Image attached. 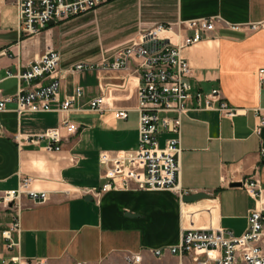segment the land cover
I'll return each mask as SVG.
<instances>
[{
    "label": "crops",
    "instance_id": "crops-1",
    "mask_svg": "<svg viewBox=\"0 0 264 264\" xmlns=\"http://www.w3.org/2000/svg\"><path fill=\"white\" fill-rule=\"evenodd\" d=\"M132 7L137 27L115 44L157 22L220 17L212 30L181 50L190 65L192 92L217 87L239 108L232 117L200 108L181 117L180 185L187 193L205 191L208 196L184 201L172 190L137 188L134 182L130 188L96 196L105 180L100 153L137 145V96L128 81L138 83L139 74L132 68L72 70L81 58L72 57L71 45L62 44L60 35L51 36L57 25L20 38L14 0H0L4 94H15L20 84L29 88L51 81L38 77L28 83L8 76V71L28 69L48 46L62 53L61 87L53 104L62 103L76 86L83 89L67 110L19 113L15 102L0 110V189L15 188L22 176L29 175L32 189L50 194L45 201L22 195L21 230L13 233L19 245L13 248L2 233L10 227L14 211L0 204V252L5 257L21 253L46 258L49 264H126L127 254L139 252L143 264H177L176 256L165 251L157 257L151 249L176 243L182 226L211 223L235 235L244 231L255 201L242 185L231 182L254 175L264 187V126L259 134L254 130V108L264 107V0H134ZM101 93L109 97L110 106L92 108L90 100ZM118 107L128 109L127 117L114 115ZM64 117L78 128L62 129V149H47V138L25 139L59 126ZM169 135L164 130L157 133L160 146Z\"/></svg>",
    "mask_w": 264,
    "mask_h": 264
},
{
    "label": "built area",
    "instance_id": "built-area-1",
    "mask_svg": "<svg viewBox=\"0 0 264 264\" xmlns=\"http://www.w3.org/2000/svg\"><path fill=\"white\" fill-rule=\"evenodd\" d=\"M109 1L111 0H14L19 16L18 35L22 38L40 33L50 22L91 11ZM219 18L202 16L178 19L175 23L157 22L144 26L139 29L136 37L118 46L110 56H102L94 61L79 60L72 65V70L132 68L140 78L136 84L127 80L137 96V145L114 153H100L99 160L105 166V180L96 189V196L102 191L130 188L131 182L137 188L169 189L180 198L188 192L181 187L179 180L182 115L192 108L214 109L228 117L239 112V108L230 104L217 87L192 92V84L188 80L190 65L181 52L183 47L195 43L212 30ZM5 53L4 49L0 50V57ZM61 61L60 49L48 46L25 71H8V76H16L20 82L25 80L30 83L38 77L52 79L46 84L39 82L29 88L20 84L15 94H4L0 85V110L8 102H15L19 113L25 110L69 109L83 89L76 86L73 94L67 96L62 103L53 104V101H58L57 95L61 87V76L58 75ZM1 80L0 77V82ZM108 98L105 93L98 94L90 100V105L97 110L106 109L110 106L107 105ZM254 112L257 115L254 130L259 134L264 126V107H255ZM114 115L125 118L128 109L114 108ZM63 128L67 132H74L78 125L64 117L59 126L25 139L37 141L47 138V149L60 150ZM162 130L171 135L160 146L157 133ZM20 138L18 136L19 142ZM261 154L264 156V148L261 149ZM31 181L32 177L25 175L21 177L17 187L0 189V204L14 211L10 227L2 233L9 248L19 245L13 233L21 230L22 195L26 193L39 201L47 200L50 195L48 191L32 189ZM240 182L255 201L247 212L246 227L241 234L235 235L231 230L211 223L207 226H182L176 243L152 248L151 253L161 257L167 251L177 257V264H264V187L254 175L245 176ZM142 260L139 252L126 255V264H143ZM0 264H49V261L21 253L5 257L0 252Z\"/></svg>",
    "mask_w": 264,
    "mask_h": 264
},
{
    "label": "rangeland",
    "instance_id": "rangeland-1",
    "mask_svg": "<svg viewBox=\"0 0 264 264\" xmlns=\"http://www.w3.org/2000/svg\"><path fill=\"white\" fill-rule=\"evenodd\" d=\"M133 1L111 0L91 11L50 22L45 29L57 25L50 34L60 35L62 44L71 45L73 58L98 60L110 56L124 44L115 43L137 27V19L132 15Z\"/></svg>",
    "mask_w": 264,
    "mask_h": 264
},
{
    "label": "water",
    "instance_id": "water-1",
    "mask_svg": "<svg viewBox=\"0 0 264 264\" xmlns=\"http://www.w3.org/2000/svg\"><path fill=\"white\" fill-rule=\"evenodd\" d=\"M231 185H242V184L241 182H231ZM206 196H208V193H206L205 191H194V192L185 193L182 196V199L184 201H193Z\"/></svg>",
    "mask_w": 264,
    "mask_h": 264
},
{
    "label": "trees",
    "instance_id": "trees-1",
    "mask_svg": "<svg viewBox=\"0 0 264 264\" xmlns=\"http://www.w3.org/2000/svg\"><path fill=\"white\" fill-rule=\"evenodd\" d=\"M48 26V25H47Z\"/></svg>",
    "mask_w": 264,
    "mask_h": 264
}]
</instances>
